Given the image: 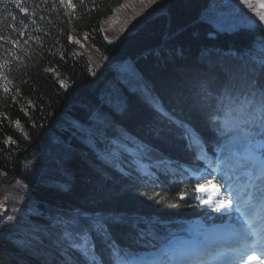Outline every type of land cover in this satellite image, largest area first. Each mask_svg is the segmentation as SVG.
Segmentation results:
<instances>
[{
  "label": "trees",
  "instance_id": "16d2710c",
  "mask_svg": "<svg viewBox=\"0 0 264 264\" xmlns=\"http://www.w3.org/2000/svg\"><path fill=\"white\" fill-rule=\"evenodd\" d=\"M123 2L0 0V264H84L70 245L112 264L115 250L150 248L187 220L209 224L217 211L184 179L209 159L264 196V178L241 171L255 167L251 145L264 163V52L251 49L264 26L220 31L202 17L211 0H169L167 14L108 41L102 19ZM215 48L231 55L212 63ZM123 58L128 69L114 66ZM145 79L158 104L132 85ZM186 129L203 140L195 150Z\"/></svg>",
  "mask_w": 264,
  "mask_h": 264
},
{
  "label": "rangeland",
  "instance_id": "374dc122",
  "mask_svg": "<svg viewBox=\"0 0 264 264\" xmlns=\"http://www.w3.org/2000/svg\"><path fill=\"white\" fill-rule=\"evenodd\" d=\"M169 0H124V2L119 5L113 13L102 19V27L105 36L108 41H116L128 34L136 32L139 27L143 24L146 18L155 16L158 14L166 13ZM70 6L71 3L69 2ZM260 14H264V0H211L208 8L203 10V19L205 21L212 22L216 29L220 31H234L242 27L254 28L258 25L264 26V21L260 19ZM255 45L252 50H261L264 52V41L262 39H256L254 41ZM220 53V59H225L231 54L228 52L221 51L219 49L208 51L207 55L210 62L215 63L217 56ZM132 61L130 58H123L116 61L114 64L117 68L126 67L127 69L131 66ZM140 77V72L135 68H131L129 76L127 78L128 83H132L135 79ZM113 75L110 76V79ZM135 88H138L142 93L149 97L152 101L158 104V99L156 95L152 94L150 91L149 84L146 79L140 82L139 85L132 84ZM75 126L78 128L79 124L76 122ZM55 142H63L58 135L53 136ZM58 160L63 159V155H56ZM55 165H60L55 163ZM64 171L63 173H65ZM44 177L56 180L59 182L66 181L65 176L60 173H48ZM203 192H211L212 196L208 202V206L212 207L214 201L217 198L218 188L214 182H209L208 184L200 186ZM245 188L240 184L234 186L233 192H231V198L235 200L233 206V213L226 217L225 223L212 224L208 228L205 227L204 222L201 219H195L189 227V232L192 235V239L196 235L202 233L205 239H222L227 237L229 234L236 233L239 227L246 228L247 231H252L259 236H264V217H257L255 215L256 204L248 205L246 203L248 197L245 196L241 198L239 193ZM238 235V234H234ZM251 237L256 240L259 238L256 235H251ZM230 237H227L229 239ZM190 238H174L168 245L167 249H174L173 253L188 252L192 247L189 243H194ZM180 241H183L180 242ZM254 243V245H255ZM180 248H182L180 250ZM244 250V249H242ZM155 252V251H152Z\"/></svg>",
  "mask_w": 264,
  "mask_h": 264
},
{
  "label": "snow or ice",
  "instance_id": "6c2138e0",
  "mask_svg": "<svg viewBox=\"0 0 264 264\" xmlns=\"http://www.w3.org/2000/svg\"><path fill=\"white\" fill-rule=\"evenodd\" d=\"M20 2H22V0H20ZM61 2H63V0H61ZM81 3H83V0H81ZM17 6L19 7L20 4L18 3ZM21 10L25 13L28 12L27 8H21ZM260 19L262 21H264V14H260ZM2 38L3 37H0V39H2ZM13 42H15V41H13ZM6 91H7V89H6ZM249 107L251 108V105H249ZM258 110L262 114V119H261L260 125H259L260 133L262 136H264V90H262V102H261V105L259 106ZM252 123L254 125L255 121H253ZM185 133L187 135V138L189 139L190 147H192L194 150L198 148V145L195 143V139H199L200 143H203V140H202V138L199 137L198 133L196 134L195 138L192 136V134L190 132H188L187 129L185 130ZM180 198L183 199L184 195L181 194ZM233 206L234 205H233L232 200L229 199V200L222 202L220 207H224L227 209V208H232ZM220 207H218L217 210H220ZM9 219H11V217H9ZM95 230L98 232H103L105 229L102 225H97ZM250 234L256 235L259 237L256 240L255 245L251 246V253H254L257 250L264 252V236H259V234L252 233V232H250ZM70 246L73 247L77 251L80 259L84 261V264H102V261L99 258H97V257L90 258L88 256V250L86 247L82 248V247H79L78 245H70ZM251 253L247 254L246 256L242 255L240 258L239 264H251V262L253 260H256V257L254 255H251ZM117 257H118V253H114V258H113L112 264H122V261L119 260ZM257 264H264V260L257 261Z\"/></svg>",
  "mask_w": 264,
  "mask_h": 264
},
{
  "label": "bare ground",
  "instance_id": "6f19581e",
  "mask_svg": "<svg viewBox=\"0 0 264 264\" xmlns=\"http://www.w3.org/2000/svg\"><path fill=\"white\" fill-rule=\"evenodd\" d=\"M237 237V236H236ZM230 239V238H229ZM228 258H231V257H228Z\"/></svg>",
  "mask_w": 264,
  "mask_h": 264
}]
</instances>
